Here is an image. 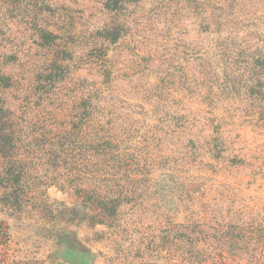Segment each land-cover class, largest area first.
I'll return each instance as SVG.
<instances>
[{
	"label": "rangeland",
	"instance_id": "obj_1",
	"mask_svg": "<svg viewBox=\"0 0 264 264\" xmlns=\"http://www.w3.org/2000/svg\"><path fill=\"white\" fill-rule=\"evenodd\" d=\"M0 264H264V0H0Z\"/></svg>",
	"mask_w": 264,
	"mask_h": 264
}]
</instances>
